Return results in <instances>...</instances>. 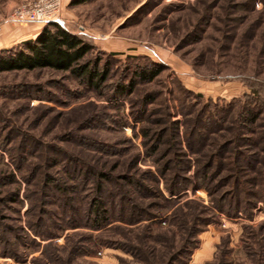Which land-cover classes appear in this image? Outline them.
I'll use <instances>...</instances> for the list:
<instances>
[{
  "label": "rangeland",
  "instance_id": "1",
  "mask_svg": "<svg viewBox=\"0 0 264 264\" xmlns=\"http://www.w3.org/2000/svg\"><path fill=\"white\" fill-rule=\"evenodd\" d=\"M40 1L59 3L55 21L13 20ZM53 22L109 73L98 86L50 68L0 73V264H264V0H0V54ZM150 63L153 81L111 99ZM249 110L258 120L242 126ZM237 150L260 157L240 167ZM86 166L108 175L100 193ZM95 194L128 219L85 225ZM140 209L160 217L130 220Z\"/></svg>",
  "mask_w": 264,
  "mask_h": 264
},
{
  "label": "trees",
  "instance_id": "2",
  "mask_svg": "<svg viewBox=\"0 0 264 264\" xmlns=\"http://www.w3.org/2000/svg\"><path fill=\"white\" fill-rule=\"evenodd\" d=\"M46 25L47 26L42 30V32L37 37V39L34 42L33 41L28 42L25 45L24 49L22 48L20 50H13V51L9 50V51H5L2 54H0V73L5 72V71L50 68V69H54L57 71H67L75 77L82 78L84 81L87 80L88 84L92 86L93 85L98 86L106 79L109 73L108 69L106 70L99 69L97 64H93L90 62L83 63V59L91 51L92 48L88 43L85 42V40L81 36H78L77 34L66 29L62 23L53 22V23H49ZM160 71H161V66L157 65L156 63H150L149 65L147 64L145 66L138 65V68H136L132 74L131 81L128 84L120 82L115 89L114 97L112 95L111 99L116 98V97H121V96H124V94L132 92L135 89L137 82L153 81L157 77V75L160 73ZM251 97H254V96L251 95L250 98ZM254 100L258 101L259 98L257 97ZM256 112L258 111L249 110V111H246L245 113H242L240 117L242 126L243 125L244 126L254 125L257 122L258 117H259L258 114H256ZM135 119L137 120L136 116H135ZM145 135H147V132H145ZM245 140L246 139H244V141ZM161 141H163L162 138H160L159 135H157L156 140L153 142L154 144L150 147V150H149L150 155H153L159 150ZM250 142L251 140H249V143ZM200 143L201 142H199V144ZM228 146H230V144H226L224 147H221V149H219V152L226 153ZM236 153L238 157L237 158L238 161L236 160V164L240 167H243L246 165L252 167V165H248L249 163H242L240 161L241 159L246 158V161L250 159L252 162H254L252 158L255 159V157H257L256 160H258L259 159L258 157H260V154L255 151H253L252 154L251 155L249 154L248 156H246L244 152H242L241 150L239 151L237 150ZM71 158H68L70 159L68 161L69 162L68 164L70 165L73 164L74 162V160ZM214 164L216 165L215 161L208 162L205 164V168L203 167L201 169V170L204 169V173L206 176L211 174ZM216 166H221V164L216 165ZM166 167L167 165L165 166L164 170H168L166 169ZM86 169L88 171H87V174H85L83 178L85 179L88 176L95 175L96 176L95 183L97 186V191L98 193H100V190L103 184L101 183L102 180H100L99 178H104L108 175L102 174L101 172H98V171H94L90 167H87ZM145 176L147 175L145 174ZM178 177L180 176L175 177L173 183H171L170 187L167 188L169 191V194L171 195H175L176 192H178L180 189H183L184 187L181 184H179L181 183L180 181L176 180L178 179ZM155 179L157 181H160L158 177H156ZM11 181H13L16 184L18 183L15 175L11 176ZM130 182L134 183V181H130ZM200 182H201L200 187L201 186L204 187L203 182L204 183L207 182L206 178L203 177V179H200ZM48 186H49L48 183L45 182L44 187L47 188ZM137 187L141 189V188H145L146 186L144 184L143 185L139 184L137 185ZM160 193H159V196H161L162 198L164 196L162 190ZM16 194L14 195L16 196ZM95 195L96 196H93L91 198V201H89V207L87 211L85 212L86 217L84 221L87 222V224L85 225L87 226L89 225L93 227L94 229L99 230V229L104 228L108 224L112 223L111 221L113 219H115V221H117L118 219L126 221L128 219L125 217L127 213L125 209H122L120 211V214H114L113 212L108 210L106 203L102 200L100 194H95ZM256 196L257 195L255 191L252 190V197H256ZM162 199H164L165 201L169 200L165 196ZM126 201L127 202L129 201L128 203H133L134 207L137 208L132 198L126 197ZM219 209L221 211L223 210L224 212H226V214H230V215H237L239 211L247 212L246 208H242V205L238 204V202H236L235 204H230V201L227 202L226 200H222L219 202ZM129 217H130L129 218L130 220L133 219L135 222L136 221L140 222V221H144V220H148L152 218L158 219V217L160 216H158L157 214L155 215L151 214L147 212L146 210L140 209L139 214L137 215L129 214ZM156 222L158 221L155 220L154 223ZM35 227L36 226H34V228ZM24 232L25 230H23V233ZM34 234L37 237L41 236L40 233H37V232H34ZM54 235L55 234H50L48 238L57 237ZM31 236L29 237L32 239V244L34 243V244L39 245L40 242H37L36 241L37 239L34 240Z\"/></svg>",
  "mask_w": 264,
  "mask_h": 264
},
{
  "label": "built area",
  "instance_id": "3",
  "mask_svg": "<svg viewBox=\"0 0 264 264\" xmlns=\"http://www.w3.org/2000/svg\"><path fill=\"white\" fill-rule=\"evenodd\" d=\"M59 3H55L53 5H48L44 3V1H40L36 6H32L28 8V10H20L16 14L13 15V20L16 22H43L47 23L50 21H55V19H51L52 14H56L58 12Z\"/></svg>",
  "mask_w": 264,
  "mask_h": 264
}]
</instances>
